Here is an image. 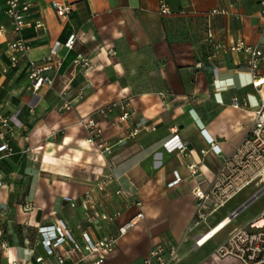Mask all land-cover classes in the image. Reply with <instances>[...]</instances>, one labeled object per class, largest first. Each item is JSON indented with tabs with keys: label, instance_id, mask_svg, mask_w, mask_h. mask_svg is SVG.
Listing matches in <instances>:
<instances>
[{
	"label": "crops",
	"instance_id": "obj_1",
	"mask_svg": "<svg viewBox=\"0 0 264 264\" xmlns=\"http://www.w3.org/2000/svg\"><path fill=\"white\" fill-rule=\"evenodd\" d=\"M24 1L32 5L31 25L23 32L31 49L14 65L9 44L17 36L0 0V117L20 111L23 123L6 127L0 121V264H58L43 244L42 227L62 219L78 240L87 231L97 241L117 234L139 209L145 218L119 237L105 264H144L159 241L181 244L173 264H245L218 254L229 233L222 230L202 246L196 238L252 194L211 213L199 227L189 226L196 213L194 188L215 179L222 156L245 140L264 102V59L253 75L246 53L223 47L244 40L264 51L261 0ZM54 1L73 9L60 16ZM162 2L169 14L161 12ZM73 32L78 41L72 50L61 47L63 64L50 73L53 86L34 90L29 57L45 56ZM90 118L95 131L86 126ZM175 135L185 151L166 148ZM193 163L196 176L189 169ZM176 172L182 181L169 186ZM104 212L120 215L116 221H87L89 214Z\"/></svg>",
	"mask_w": 264,
	"mask_h": 264
},
{
	"label": "built area",
	"instance_id": "obj_2",
	"mask_svg": "<svg viewBox=\"0 0 264 264\" xmlns=\"http://www.w3.org/2000/svg\"><path fill=\"white\" fill-rule=\"evenodd\" d=\"M5 4L6 12L12 19V31L17 36L9 44L10 58L12 64L16 65L19 62L20 55L29 53L31 49L28 40L23 36V32L31 25L28 17L32 13V5L24 0H5ZM53 4L58 14L63 17H67L73 9L70 4L58 1H54ZM260 7L262 17L264 18V0L260 1ZM161 12L164 15L170 13V9L165 2L161 3ZM213 13L226 14L227 11L215 9ZM35 25L37 28H41L44 26V23L38 19L35 21ZM4 30L5 28L1 27L0 34ZM208 36L211 39L213 32L208 31ZM77 41L78 36L73 32L65 43H56L45 56L36 59L29 57L27 73L34 90H38L44 85L53 86L54 77L50 73L53 71L58 72L63 64L64 58L60 54L61 47L64 46L72 50ZM212 46L218 47V45L214 44ZM223 47L227 51L246 53L249 56L248 67L253 75L258 71L264 59V51L262 49L249 45L244 40H239L232 46ZM78 59L86 61V58L82 55H79ZM214 74L218 79L219 75L216 69L214 70ZM234 105L236 107L240 106L237 100H234ZM123 109L125 111L122 119H127L130 112L125 107ZM102 112L107 113L106 110ZM19 113L20 111L10 118L0 117V121L6 127L9 126V122H12L14 126L22 127L23 123L18 119ZM86 126L95 131L97 129V122L95 119L90 118L86 122ZM137 132L138 129L135 130V133ZM209 142L212 143L213 139H209ZM165 145L169 151L177 149L185 151L187 149L186 145L180 140L179 135H175ZM213 148L217 153L221 152L218 145H213ZM189 169L192 176L198 174L196 164H191ZM262 176H264V102L258 106L254 123L245 140L232 155L222 156L220 170L215 179L208 185L202 183L194 188L197 205L196 213L190 223L189 229L199 227L202 223H205L211 213L215 212L235 194ZM180 181H182V176L176 172L175 179L169 183V186H174ZM104 183V180L99 183L100 189H104ZM2 186L3 183L0 179V188ZM121 192L122 189H119L118 193ZM209 202H212V205L208 204ZM137 205L140 207L141 204L138 202ZM119 215L120 212H116L114 215L105 212L99 215L96 213L94 216L89 214L87 221L94 224L99 217L102 220L116 221ZM144 218L145 213L143 209H139L134 217L119 225L117 234L106 235L97 241L87 231L83 233L82 240H78L69 229L67 223L62 219L54 224L42 227L40 232L48 254L55 256L58 264H105L107 257L115 250L119 237L126 234ZM211 231L198 235L196 245L202 246L205 243L203 240ZM180 249V243L169 241L156 242L150 248L143 263L173 264L180 257ZM217 252L221 256L232 255L238 257L245 264H264V212L247 226L236 228L228 240L218 248ZM38 260L42 261V258L40 257Z\"/></svg>",
	"mask_w": 264,
	"mask_h": 264
},
{
	"label": "rangeland",
	"instance_id": "obj_3",
	"mask_svg": "<svg viewBox=\"0 0 264 264\" xmlns=\"http://www.w3.org/2000/svg\"><path fill=\"white\" fill-rule=\"evenodd\" d=\"M102 177L103 176H100V179H102ZM263 188H264V176L257 178L253 183L245 187L243 190L239 191L237 194H235L223 206H221L218 209L219 210L222 209L221 211L229 210L237 202L246 198V196L252 194L249 198L247 197L248 199H246L244 202L246 203ZM243 204L239 205L237 209L242 207ZM225 206L226 208H224ZM218 209L215 213L219 211ZM263 210H264V192L257 199H255L252 203H250L246 208H244L238 214V216H236L234 220H232L230 224L227 225V227L223 229L222 232L229 233V235H231V233L235 230L236 225H240V226L245 225V224L248 225L251 221L258 218L259 216L258 214H260V212Z\"/></svg>",
	"mask_w": 264,
	"mask_h": 264
},
{
	"label": "bare ground",
	"instance_id": "obj_4",
	"mask_svg": "<svg viewBox=\"0 0 264 264\" xmlns=\"http://www.w3.org/2000/svg\"><path fill=\"white\" fill-rule=\"evenodd\" d=\"M68 143V142H66ZM65 159L68 160H73V161H78L79 160V155H75V156H70V155H65L64 156ZM47 168H50L52 170H56L59 173H65V169L63 167H59V166H54V165H46ZM232 220L230 219V217H226L224 218L221 222H219L215 227H213L212 231L210 232V234L208 236H206V238L203 241H207L209 240L211 237L215 236L216 234H218L219 232H221L225 227H227V225L230 224Z\"/></svg>",
	"mask_w": 264,
	"mask_h": 264
},
{
	"label": "water",
	"instance_id": "obj_5",
	"mask_svg": "<svg viewBox=\"0 0 264 264\" xmlns=\"http://www.w3.org/2000/svg\"><path fill=\"white\" fill-rule=\"evenodd\" d=\"M264 192V188L261 189L258 193H256L249 201L244 203L242 207L236 209L232 215L230 216V219H234L244 208H246L250 203H252L255 199H257L262 193ZM208 204L212 205V202H209Z\"/></svg>",
	"mask_w": 264,
	"mask_h": 264
}]
</instances>
